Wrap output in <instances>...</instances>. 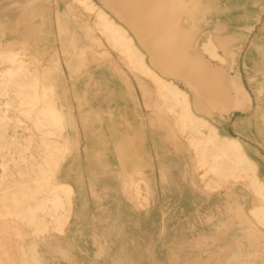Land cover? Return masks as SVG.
<instances>
[{
	"label": "crops",
	"instance_id": "1",
	"mask_svg": "<svg viewBox=\"0 0 264 264\" xmlns=\"http://www.w3.org/2000/svg\"><path fill=\"white\" fill-rule=\"evenodd\" d=\"M92 2L95 12H105L128 32L154 71L189 93L192 111L198 118L213 124L222 138L243 142L264 180V0H202L201 20L194 25L199 29L195 37L197 54L222 70L225 77L240 82L239 96L249 97L245 110L217 111L212 115L206 110L208 104L197 100L182 80L163 75L151 63L142 43L144 38L154 44L163 39L176 42L180 36L171 29L169 35L162 34L164 25L147 16L156 7V0ZM98 21L101 22L97 14L86 11L77 0H0V29H5V34H0V51L21 56L25 53L26 59L39 60L51 69L46 83L53 85L67 139L56 181L72 190L68 212L60 210L55 220L46 217L49 227L43 224L41 233H34L27 213L21 217L18 212L10 214L13 226L4 234L0 229V254L8 264H17V259L21 264H162V251L181 256L184 252L197 254L199 250L192 243H187L183 251L182 241L216 233L215 227L200 223L196 211L199 207L193 205H202L199 211L203 214L222 197L208 196L194 185L193 153L179 131L177 117L168 113V103L163 105L152 83L110 47L97 29ZM180 25L185 29L193 26L191 20H182ZM146 30H152L149 36ZM209 38L219 47L223 63L210 61L201 50ZM30 70L43 74V66L33 65ZM144 86H148L150 94L145 93ZM221 91L224 90L218 93L224 96ZM20 117L28 123L29 130L34 129V122L27 117L10 114V137L25 135L22 128L14 130ZM30 154L42 155L37 149L24 155ZM5 155L9 156L7 152ZM19 170L26 174L20 175L16 172ZM9 171L14 176L5 183L7 189H16L18 194L22 188L20 201L27 203L30 197H24V189L31 185L32 171L21 160L11 161ZM236 189L244 196L247 193L242 185ZM184 204L185 210L178 206ZM163 205H170L164 217ZM24 217L25 224L32 227L31 235L40 234V239H26ZM163 218L171 221L169 226L163 227ZM223 218L222 215L218 223ZM61 219L63 226H56ZM259 229L264 233L263 228ZM253 234L234 228L222 236L223 242L218 245L224 246L226 239L235 235L243 241L241 250L246 251ZM163 237L168 240L165 244ZM263 250L264 244L260 247Z\"/></svg>",
	"mask_w": 264,
	"mask_h": 264
},
{
	"label": "bare ground",
	"instance_id": "2",
	"mask_svg": "<svg viewBox=\"0 0 264 264\" xmlns=\"http://www.w3.org/2000/svg\"><path fill=\"white\" fill-rule=\"evenodd\" d=\"M77 1L90 12L95 9L92 0ZM173 2L175 0H156V7L149 10L150 13L147 14L148 11L146 12L149 18L164 25L162 34L165 32L166 35H169L171 29V31L180 35L178 41L171 43L169 39H163L152 44L147 42L150 40L144 38L142 43L150 55L152 65L159 69L163 75L182 80L194 92L197 100L205 101L208 104L209 108L206 110L211 115L217 111L220 113L229 112L230 109L245 110L249 97L242 98L239 96L238 85H240V82L237 83V81L225 77L222 70H217L211 62L209 64L197 54L199 46L195 43V37H197L199 29L195 28L194 25L201 20L202 1H194L193 7L191 6V15L182 13L181 19L191 20L193 25L187 29L180 24L172 29L168 11ZM184 6H182V11L186 12ZM96 14L101 21L97 22V29L106 37L110 47L117 50L128 60L134 70L142 73L144 78L152 83L153 92L159 100L163 101L164 106H167L168 103V113L177 117L179 131L193 150L192 156L195 166L192 164L191 167L192 169L195 167L199 175L198 177L193 176V179L205 183L207 188L211 190L230 179L246 178L255 194L254 198L260 199V204L252 207L249 212H245L242 206L237 203L232 217L241 223H250L252 229H259L261 225L264 226V180L260 178L258 166L248 155L243 142L236 138H222L213 124L198 118L192 111L189 93L182 90L173 81L165 79L154 71L146 61L145 55L132 43L128 32L114 21H111L105 12L98 10ZM151 32L146 30L145 35L149 36ZM0 34H5L3 26H1ZM201 50L209 56L210 61L221 63L225 61L223 55L218 51L219 47L212 38L202 44ZM0 54H2V58L0 57L2 63L5 64L0 68V157L3 159L0 163V213L5 215L14 212L5 204L7 202L5 198L7 186L5 183L9 182L10 178L14 176L9 171L10 162L17 163L21 160L28 171L31 170L33 174L30 178L31 185L27 186L29 188L24 189V195L31 187H33V193L27 203L21 204L18 214H16L21 217L22 214L27 213L30 222L40 230L43 224L44 227H49V221L46 217H54L55 220L57 217L55 214L60 210L68 212L67 208L71 203V188L57 182L53 183L50 180L56 181L59 165L64 157V150L67 149V139L63 135L65 127L57 107V97L52 92L53 85L50 83L47 85L46 83L48 81L47 76L50 78L52 75L51 69L47 67L48 64L45 66L39 60L28 61V63L36 62L34 67L41 68L43 66V74L38 71L32 73L29 65L26 64V60L20 55L11 54L4 50ZM146 87L144 86L145 93L148 95L150 90L148 86ZM41 88H43L42 91H40ZM216 89H223L224 91H221V93L224 96L220 95ZM11 107L20 111V115H24L34 122V129L29 130L28 123L24 122L21 117L16 120L17 124L14 125V130L22 128L21 131L26 132L22 138L16 135L12 137L8 135ZM146 116L148 115L146 114ZM32 149L39 150L42 155L40 157L32 154H30V157L24 155ZM6 152L9 156L5 155ZM15 152L18 153V160L15 159ZM29 168L31 169L29 170ZM16 172L22 174V176L26 174L24 171L21 173L20 170ZM195 180H193V183L197 186ZM23 185L27 184L23 183ZM20 194L22 195V188H20ZM223 194L228 203H231L234 201L233 198L237 197V192L232 187L226 188ZM139 205L141 206V204ZM229 208L231 207L229 206ZM43 214L45 217H43ZM58 221L59 223L56 226L62 227L63 219ZM260 235L256 236V240L254 239L253 242L250 241L256 247H261L264 244V236ZM195 241L194 237L183 240V251L187 243ZM162 242L163 244L168 242L166 237L162 238ZM248 256H245L246 260H248ZM180 257V253H169L163 261H167L168 264H177ZM215 259V257H209L206 264H209L210 261H216ZM252 259L256 264H261V262H264V251L256 248L252 254ZM192 260L195 259H187L185 264H190ZM191 264L196 263L192 262Z\"/></svg>",
	"mask_w": 264,
	"mask_h": 264
},
{
	"label": "rangeland",
	"instance_id": "3",
	"mask_svg": "<svg viewBox=\"0 0 264 264\" xmlns=\"http://www.w3.org/2000/svg\"><path fill=\"white\" fill-rule=\"evenodd\" d=\"M194 1L195 0H179L177 2L175 0V2L171 3V7H170V10L168 11L169 12L168 14H170V20H171L172 29L176 28L177 25H179L181 23L182 13L191 15ZM181 5L182 6L185 5L184 7H186L185 8L186 12L182 11V6ZM95 8H96V6H95ZM86 11H88V10H86ZM88 12L90 13V11H88ZM91 13H96V12H95V10H93ZM0 53H2V51H0ZM1 55L2 54H0V57H1ZM25 55L26 54L24 53V55H22V56L20 55V56L23 57L24 60H26L27 66L29 65V68H31V66H33V65L35 66V64H34L35 62L34 61L31 62V63H28V61L30 59L29 60L26 59ZM1 58H0V68H2L3 65H5L4 63H2ZM30 61H32V60H30ZM10 113L13 114V115H16V114L20 115V111H18L17 109H15V110L11 109ZM199 173H201V171H199ZM193 176H196V177L199 176L198 175V170H196L195 167L193 169ZM50 180L53 183L57 182V181H55L53 179H50ZM195 181H196L197 187L199 189H201L203 192H205L208 196H210L212 194H217L220 197H222V200L220 201V203L214 205L213 208H210V209L206 210V212L203 213V214L201 213V211H199V209L201 210V206L202 205H200V204L193 205L194 207H199V209H197L196 211L200 215V223L202 225H204V226H209L211 228L215 227L216 228V233H215V235H202V234H199V235L194 236L196 241L193 242L194 243L193 247L198 249L199 253H197V254H195V253H185V252L182 253V256L180 255L181 256L180 260H183L182 263L185 264V262H186L185 260H187L189 258H194L195 260H199L200 261L199 263H201V260H204L205 262L204 263L202 262V263L206 264V261L208 260L209 257H215L216 261H210V263L209 262L208 263L209 264H256L255 261L253 262L252 254H253V252L255 251L256 248H260V247H256L255 244L251 243V245L248 247V250L242 251L241 248L243 247L242 246L243 241L241 240L240 237H236L235 235H232L230 237V239H226V241L224 242V246L218 245V244H220L219 242L221 241L222 236L225 233L227 234L231 230L233 231L234 228L242 229V231H247L248 233H254L253 234L254 236H251V237L249 236L250 238L253 239L252 242L254 241L256 236H258L260 234H262L264 236V233H262V231L260 229H252V228H250V225H251L250 223H247V222L246 223H244V222L241 223L239 220H236V219H234L232 217L233 211H234V209H236V204L237 203L242 206V208H243V210L245 212H249V210L252 207H254L255 205H259L260 204V199L254 198L255 194H254L251 186L249 185L248 181L246 180V178L230 179V180L224 182V184H222L221 186H215V188H212L211 190H209L207 188L205 183L198 181V179H196ZM240 185L245 187L244 190L247 192L245 194L246 198H245L244 194L241 191L236 189V186H240ZM228 187H232L237 192V197L233 198L234 201H232L231 203H228L227 198L223 194L224 190L226 188H228ZM32 193H33V188L32 189H28V191L26 192L24 197L28 196V197L31 198L32 197L31 196ZM28 197H26V198H28ZM5 198L7 200V202H5V204L9 207V209L13 210L14 212H18L19 211V207H21V204H22L21 201H20V193L16 194V189H7ZM26 198H25V200H26ZM28 200H29V198H28ZM253 200H254V203H253ZM140 204H141V206L145 205L143 203H140ZM145 206H147V205H145ZM178 206L183 207V210H185V204L184 205H178ZM229 206L231 208H229ZM162 208H163L162 209L163 217L167 216L168 215L167 211H169L170 205H163ZM164 208H166V209H164ZM174 210H175V207H174ZM188 210H190V209H188ZM0 211H1V206H0ZM190 211H192V210H190ZM13 213H12V216L14 215ZM220 213H222V214H220ZM222 215H223L224 218H223V220H220V222L218 223V219ZM9 216H10V214L6 213L5 215H3L2 213H0V226H2V228H0V229H2V231L1 230L0 231L3 234L7 231L6 228L13 226V222L10 223ZM194 221H192V222H194ZM17 222L20 223V220L17 221ZM26 222H27V220L24 217L23 223L25 224ZM170 222L171 221L168 218H163L162 219L163 227L169 226ZM6 223H8V224H6ZM32 227L34 229V233H41V229L40 230L37 229V227L34 226L33 223H32ZM32 227L28 226V225L25 226V231L27 233L26 239L27 240L36 241V240L40 239L42 236L40 234H32L31 235ZM261 227L264 229V226L261 225ZM236 233H238V232H236ZM219 234H220V237H219ZM14 239L17 240L18 242L20 240L19 236H16V235L14 236ZM222 242L223 241H221V243ZM7 248H8V243H7ZM208 248L210 249L209 251H207ZM27 250H28V248H27ZM161 254H162L163 259H166L167 254H169V252L168 251H162ZM27 255L29 256V252L28 251H27ZM0 256H3V253H1ZM245 256H248V260L245 259ZM180 260L177 263H179ZM16 262H17V264H21L22 263L19 259H17ZM0 264H8V262L6 261V257L5 256H3V262L0 261ZM162 264H168V262L162 260ZM261 264H264V262H261Z\"/></svg>",
	"mask_w": 264,
	"mask_h": 264
}]
</instances>
